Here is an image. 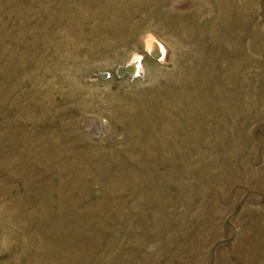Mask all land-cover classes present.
Instances as JSON below:
<instances>
[{"label": "rangeland", "instance_id": "1", "mask_svg": "<svg viewBox=\"0 0 264 264\" xmlns=\"http://www.w3.org/2000/svg\"><path fill=\"white\" fill-rule=\"evenodd\" d=\"M0 264H264V0H0Z\"/></svg>", "mask_w": 264, "mask_h": 264}, {"label": "bare ground", "instance_id": "2", "mask_svg": "<svg viewBox=\"0 0 264 264\" xmlns=\"http://www.w3.org/2000/svg\"><path fill=\"white\" fill-rule=\"evenodd\" d=\"M154 47H155V46H154ZM136 60H137V59H136ZM132 64H135V66H133V67H137V66H136V64H137L136 61H134Z\"/></svg>", "mask_w": 264, "mask_h": 264}, {"label": "water", "instance_id": "3", "mask_svg": "<svg viewBox=\"0 0 264 264\" xmlns=\"http://www.w3.org/2000/svg\"><path fill=\"white\" fill-rule=\"evenodd\" d=\"M131 68H129L128 70H130ZM122 70H124V69H122ZM127 71V70H126Z\"/></svg>", "mask_w": 264, "mask_h": 264}]
</instances>
